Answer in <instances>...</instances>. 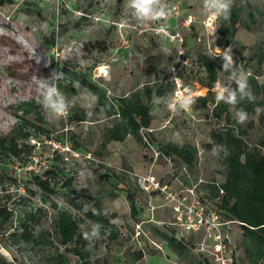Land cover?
Listing matches in <instances>:
<instances>
[{
    "label": "rangeland",
    "instance_id": "rangeland-1",
    "mask_svg": "<svg viewBox=\"0 0 264 264\" xmlns=\"http://www.w3.org/2000/svg\"><path fill=\"white\" fill-rule=\"evenodd\" d=\"M163 3L169 9L178 5V13L144 25L131 15L127 0H0V35L10 33L32 59L39 58V69L20 86L8 78L7 53L0 47V136L17 129L26 103L41 107L37 78L62 72L57 87L74 101L66 118L51 119L41 107L44 132L32 133L27 141L30 154L21 159L0 154V208L13 216L9 232L0 223V263L48 264L49 257L64 251L55 237L57 210L70 211L80 231L91 232L98 224L87 213H96L98 203L107 218H115L110 226L99 225V239L85 248L92 264H264V246L246 237L213 197L211 187L225 182V170L222 150L213 143L211 133L224 131L225 125L213 117L212 105L204 109L197 102L207 94L198 56L213 60L227 48L232 49L237 70L242 67L248 75L256 101L257 86L264 84V0H234L231 9L239 16L238 32L226 48L218 34L219 17L205 12L202 0ZM190 17L192 23L187 26ZM124 22L130 27L122 28ZM161 25L167 36L157 31ZM149 57L156 59L155 73L146 72ZM173 76L195 98L187 111L166 107L174 99ZM228 77L219 69L217 84ZM69 83L75 92L68 90ZM86 83L113 103L133 95L146 103L144 92L151 90L153 120L149 129L140 132L142 145L132 136L124 142L105 143L106 131L119 118L109 117L97 105ZM159 87L162 97L155 93ZM246 102L220 103L236 120L237 105ZM259 113L255 107L245 123L236 122L246 133L250 149L258 147L264 153L259 146L264 141ZM76 117L85 121L77 123ZM53 144L64 149L56 150ZM166 144L194 148L195 165L188 168L163 156L160 150ZM51 170L58 173L53 195L33 184L34 176L44 177ZM128 195L136 204L135 218ZM30 213L36 223L31 226L32 240L25 242L20 225ZM10 233H17L16 237H9ZM165 237L175 238L186 249L173 251ZM69 261L80 264L73 255Z\"/></svg>",
    "mask_w": 264,
    "mask_h": 264
},
{
    "label": "trees",
    "instance_id": "trees-1",
    "mask_svg": "<svg viewBox=\"0 0 264 264\" xmlns=\"http://www.w3.org/2000/svg\"><path fill=\"white\" fill-rule=\"evenodd\" d=\"M84 20V19H83ZM239 16L236 10L231 9L227 19L219 17L218 34L223 48L229 47L238 32ZM0 47L7 53L8 61L5 71L11 80L23 86L27 83L39 65L31 58L29 51L10 33L0 35ZM146 72L155 73L156 59L149 57L146 59ZM197 64L204 72L206 81L203 87L207 89V94L197 98L201 107L207 109L213 106L212 115L216 120L223 121L225 130L221 132L213 131L211 139L213 143L222 150L221 164L225 170V182L221 185H213V197L219 199V210L230 220L239 224L248 238L255 240L256 244L264 246V153L258 147L250 149L244 140V131L238 129L236 120L228 110L227 105L216 103L215 92L213 91L218 81V70L222 68V57L210 60L200 54ZM89 90L95 95L97 105L102 107L109 117L119 118V122L106 131L105 143L124 142L128 136L134 137L139 144H143L140 132L149 129L152 124L151 109L149 101L152 98L151 90H145V103L141 97L133 95L131 97H121L117 103L108 101L105 94L90 83H86ZM68 90L75 92L72 83H69ZM156 95L162 97L164 92L161 87L156 90ZM255 107L260 108L258 117L259 124L264 126V84L257 86L256 101H249L237 105V110H244L248 115L255 112ZM23 119L17 129L11 133L0 136V154L3 158L21 159L24 155L30 154L32 147L27 141L32 137V133L44 132L45 116L43 110L34 102L24 105ZM77 123L85 121L83 118L74 119ZM260 149H264V141L260 144ZM161 153L166 157H173L181 161L188 168H192L197 161L196 150L192 147H179L166 144L161 147ZM58 178V173L51 170L44 173V177L34 176L33 184L45 194H55L54 187ZM1 180V177H0ZM72 179L68 180V186ZM129 208L132 216H137L135 201L131 195L127 196ZM97 212L87 213V217L98 225L110 226L111 220L115 218L111 215L105 216L101 206L96 203ZM36 216L28 214L25 221L20 225L21 238L25 242L32 240L33 234L31 226L36 222ZM0 223L5 228V232L12 230L13 216L6 208H0ZM17 233H10L9 237H16ZM55 237L63 252H58L48 258V264H70L69 255L77 258L80 264H92L87 258L85 248L89 241L84 239L83 233L72 213L66 209L57 210L55 219ZM173 251L181 253L186 247L183 243L176 241L173 237H165ZM113 240L116 236L113 235ZM262 256V254H260ZM138 257L136 261H140ZM0 264H5L4 262Z\"/></svg>",
    "mask_w": 264,
    "mask_h": 264
},
{
    "label": "clouds",
    "instance_id": "clouds-1",
    "mask_svg": "<svg viewBox=\"0 0 264 264\" xmlns=\"http://www.w3.org/2000/svg\"><path fill=\"white\" fill-rule=\"evenodd\" d=\"M234 0H202L203 9L212 17H223L227 19L230 15ZM127 6L131 10V15L141 24L147 25L159 21L166 20L171 15L169 7L163 3V0H127ZM122 28H128L130 25L127 22L121 24ZM157 31L167 36L166 28L161 25ZM223 72L229 73L228 81L218 83L216 85L215 99L219 104L224 102L229 105H236L243 99L254 101L255 97L251 92L248 75L241 67L237 70V65L233 59L232 49L227 48L222 55ZM39 63V58L36 57ZM62 72L54 71L48 78H37V92L39 94L38 103L43 108L45 114L51 119L66 118L69 108L74 104L73 100H69L64 93L57 87L56 81L63 78ZM173 79H177L173 76ZM178 82V81H177ZM236 87L233 88L232 84ZM160 103L159 100L156 101ZM195 103V98L188 92L183 94L177 92L174 99L167 102L166 107L173 112L178 110H189ZM235 118L238 123L243 124L247 120V113L244 110H238L235 113ZM84 239L92 241L99 239V225L93 227L91 232L83 233Z\"/></svg>",
    "mask_w": 264,
    "mask_h": 264
},
{
    "label": "built area",
    "instance_id": "built-area-1",
    "mask_svg": "<svg viewBox=\"0 0 264 264\" xmlns=\"http://www.w3.org/2000/svg\"><path fill=\"white\" fill-rule=\"evenodd\" d=\"M175 2H178V0H174ZM178 5L172 7L170 10H171V14H177L178 13ZM192 23V18L190 17L189 19L186 20L185 24L187 26H189L190 24ZM182 54V52L180 53V55ZM177 78V77H176ZM178 81V82H177ZM174 82H175V86H176V89L174 91V97H175V94L177 92H180V93H183V94H187L188 93V90L181 84L180 80L177 78V79H174ZM53 146L55 147L56 150H63L64 147H61L60 145H55L53 144ZM67 150H69V148L67 147Z\"/></svg>",
    "mask_w": 264,
    "mask_h": 264
},
{
    "label": "bare ground",
    "instance_id": "bare-ground-1",
    "mask_svg": "<svg viewBox=\"0 0 264 264\" xmlns=\"http://www.w3.org/2000/svg\"><path fill=\"white\" fill-rule=\"evenodd\" d=\"M100 70H101V72H102L104 69H103V68H101Z\"/></svg>",
    "mask_w": 264,
    "mask_h": 264
}]
</instances>
